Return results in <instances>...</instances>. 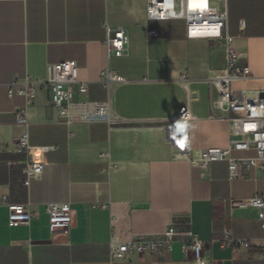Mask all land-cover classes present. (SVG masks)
Masks as SVG:
<instances>
[{"label":"crops","instance_id":"obj_1","mask_svg":"<svg viewBox=\"0 0 264 264\" xmlns=\"http://www.w3.org/2000/svg\"><path fill=\"white\" fill-rule=\"evenodd\" d=\"M145 6L146 0H0V194L33 214L26 225H9L8 209L0 205V264H193L191 251L179 242L170 252L110 259L111 236L127 241L161 233L172 214H189L208 264H264L257 209L228 204L264 194L262 172L239 165V176L230 179L226 160L202 168L176 156L166 136L168 119L188 103L191 148L228 146V113L212 108L217 93L208 82L224 67L222 42L185 38L181 20L148 21ZM227 11L239 62L251 72L249 82L261 81L264 0H227ZM106 24L123 26L130 39L128 54L109 62L126 81L109 90L99 83L107 64ZM148 29L158 36L149 37ZM62 60L82 69L89 81L86 99L107 102V118L66 123L48 92L36 86L28 144L43 168L26 187V156L14 145L25 131L14 116L23 99H9L5 85L14 76L42 79L48 64ZM49 202L69 204L68 228L50 231ZM224 227L248 238L250 247L221 248Z\"/></svg>","mask_w":264,"mask_h":264},{"label":"built area","instance_id":"obj_2","mask_svg":"<svg viewBox=\"0 0 264 264\" xmlns=\"http://www.w3.org/2000/svg\"><path fill=\"white\" fill-rule=\"evenodd\" d=\"M145 15L148 21L181 20L184 22L185 38L221 41L225 53V64L208 78L217 96L212 108L228 113L229 144L221 148L193 149L189 141V123L193 119L188 103L182 105L165 126L166 136L176 156L191 162H198L202 168L214 161H227L230 179L239 176L238 166L254 167L264 177V84L246 89L238 84L253 80L248 67L241 65L239 55L232 45L233 37L228 30L227 0H146ZM149 37H157L158 32L148 29ZM129 34L123 26L105 25L106 66L100 72L99 83L105 90L112 84H122L125 77L109 66L112 58L128 54ZM261 81L264 82V79ZM255 82H257L255 80ZM39 86L49 94L50 103L57 108L59 117L66 123L107 118V102H91L86 99L89 81L82 69L73 61H59L46 66L44 78L14 76L5 85L9 99L15 96L23 99V105L14 110L15 124L25 131L14 140L16 152L25 154L22 184L29 186L31 180L42 171L43 164L35 160L28 144V108L33 103L35 88ZM187 88V86H186ZM74 97L77 101H73ZM80 106L74 112V106ZM211 117H218L212 114ZM46 149V148H43ZM253 150L254 157H233V151ZM230 208L253 207L257 209V219L264 230V194L247 200H229ZM0 205L8 209L9 225H26L33 214L26 204L10 202L9 196L0 194ZM49 229L54 232L66 229L72 224V209L67 203L49 202L45 205ZM174 242H179L183 250L192 253L193 264H208L204 257V241L191 231L189 214H172L163 232L156 234H136L127 241H119L111 236L108 248L110 259H122L127 254L150 252H170ZM221 248L232 250L248 249L251 241L235 236L229 227H224L218 239ZM264 254V252H263Z\"/></svg>","mask_w":264,"mask_h":264},{"label":"rangeland","instance_id":"obj_3","mask_svg":"<svg viewBox=\"0 0 264 264\" xmlns=\"http://www.w3.org/2000/svg\"><path fill=\"white\" fill-rule=\"evenodd\" d=\"M264 82L263 81H258V82H242L240 84H238V86L242 87V88H246V89H252L254 86H261L263 85Z\"/></svg>","mask_w":264,"mask_h":264}]
</instances>
